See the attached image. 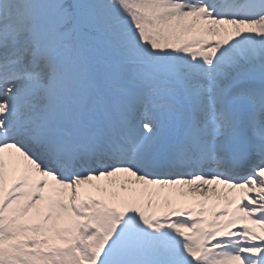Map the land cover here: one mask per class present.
<instances>
[{"label": "snow or ice", "instance_id": "snow-or-ice-1", "mask_svg": "<svg viewBox=\"0 0 264 264\" xmlns=\"http://www.w3.org/2000/svg\"><path fill=\"white\" fill-rule=\"evenodd\" d=\"M0 264H264V0H0Z\"/></svg>", "mask_w": 264, "mask_h": 264}]
</instances>
